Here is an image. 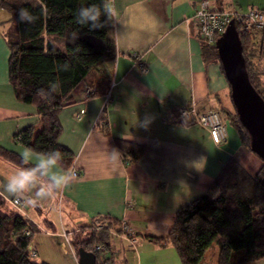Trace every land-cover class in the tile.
I'll list each match as a JSON object with an SVG mask.
<instances>
[{
  "label": "crops",
  "instance_id": "obj_1",
  "mask_svg": "<svg viewBox=\"0 0 264 264\" xmlns=\"http://www.w3.org/2000/svg\"><path fill=\"white\" fill-rule=\"evenodd\" d=\"M201 1L150 0L165 30L187 41L186 51L171 58L181 78L158 59L161 46L153 41L140 50L117 48L120 73L111 75L106 65L101 72L91 73L74 92L72 104L60 112L59 141L73 153V166L80 176L50 197L25 204L28 218L38 228L58 236L60 231L73 233L89 227L99 218L109 219L135 232L133 246L119 237L112 240L126 242L135 254L140 250L166 253L168 258L162 264H181L172 245L158 246L147 238H165L177 211L208 192L230 159L250 175L258 174L262 161L246 148L239 129L227 119L234 106L222 65L204 56L194 20ZM207 1L211 9L232 14L252 8L264 11V0ZM1 19L4 16L0 23ZM2 31L0 26V147L19 155L25 147L14 142L15 134L30 126L38 129L40 117L34 107L15 97L9 81L10 53ZM253 40L261 52L260 69L264 72V32L256 33ZM134 54L139 55L146 73L135 68ZM89 91L97 94L90 97ZM192 108L198 112L218 110L225 116L228 128L223 145H215L205 129L180 122V113ZM146 115L153 117L152 123L147 128L136 125L137 116L143 121ZM117 140L143 145L145 154L135 164L125 163L121 154L119 160H113L111 152H119ZM14 167L0 157V172ZM16 198L23 199L0 190V211H12L9 201ZM112 240L111 256L118 259L117 264L127 263V250L119 254ZM142 260L140 255L138 262L142 264Z\"/></svg>",
  "mask_w": 264,
  "mask_h": 264
},
{
  "label": "trees",
  "instance_id": "obj_2",
  "mask_svg": "<svg viewBox=\"0 0 264 264\" xmlns=\"http://www.w3.org/2000/svg\"><path fill=\"white\" fill-rule=\"evenodd\" d=\"M89 2L91 0H0V15L9 14L0 26L10 53V84L16 99L34 107L40 117L38 129L30 126L21 130L15 134L14 142L36 151L59 148L67 171L74 167L75 157L60 144V112L72 104L74 92L87 82L91 73L101 72L106 63L117 58V49L114 50L106 36L108 30L89 32L76 24L77 9ZM21 7L28 8L36 17L32 24L19 21ZM236 28L250 82L264 98V72L260 69L261 62L258 63L262 61L261 52L257 51L253 40L259 32H242L238 24ZM203 50L207 60L221 63L216 45L203 43ZM254 59H258L257 62ZM64 64L69 65L67 71L63 70ZM56 84L58 87L53 89ZM96 94L89 91L90 97ZM227 119L234 122L242 143L250 149V138L236 112L228 113ZM116 146L127 164L137 163L146 151L145 146L124 140H117ZM0 157L15 166L19 162V155L1 147ZM96 221L107 224L103 230L95 231ZM86 229L90 230L91 237L84 236ZM39 232L41 230L31 220L15 209L0 211V264H48L36 261L38 251L31 244ZM111 232L120 234L122 227L105 218L73 232L70 242L76 258L83 248L96 255L97 264H117L118 259L111 256L110 242L115 237ZM147 240L162 247L172 245L181 264H204L207 252L215 244L218 246L217 264L264 261V164L258 174L252 176L236 160L230 159L208 192L177 211L175 224L165 238L148 237ZM96 245H104V256L95 252Z\"/></svg>",
  "mask_w": 264,
  "mask_h": 264
},
{
  "label": "clouds",
  "instance_id": "obj_3",
  "mask_svg": "<svg viewBox=\"0 0 264 264\" xmlns=\"http://www.w3.org/2000/svg\"><path fill=\"white\" fill-rule=\"evenodd\" d=\"M19 21L32 24L36 17L25 7L19 8ZM75 22L80 29L89 32L108 30L106 36L116 50H140L145 45L157 42L161 47L157 57L178 77H182L174 61V54H182L188 44L184 37L165 30L161 19L154 11L150 0H91L81 5L76 12ZM80 35V34H79ZM113 76L118 75L119 62L115 59L106 63ZM68 64L63 65L67 71ZM58 84L53 85V89ZM153 117L146 115L136 125L147 128ZM113 160L121 158L120 153L111 152ZM63 153L57 147L47 151H36L25 147L19 154V162L12 171L0 172V190L11 197H22L23 202L32 205L38 200L50 197L66 188L72 176L63 166Z\"/></svg>",
  "mask_w": 264,
  "mask_h": 264
},
{
  "label": "built area",
  "instance_id": "obj_4",
  "mask_svg": "<svg viewBox=\"0 0 264 264\" xmlns=\"http://www.w3.org/2000/svg\"><path fill=\"white\" fill-rule=\"evenodd\" d=\"M194 20L198 25L202 42L208 46L216 45L217 40L223 35V33H225L232 21H235L236 24L240 25L241 31L245 33H249L252 31H264V11L252 8L244 14L221 12L211 9L210 3L207 0L201 1L200 6L194 16ZM133 59L136 62L134 64L135 68L140 70L142 73H146L147 68L140 62L139 55L134 54ZM83 113L84 111L81 112V114ZM179 120L185 127L198 126L208 131L215 145L221 146L226 142L227 126L223 116L219 111L210 110L205 112H198L194 108L186 109L180 113ZM69 172L72 178H78L80 176L79 171L75 167H72ZM9 204L19 214L29 219L23 199H13L9 201ZM106 224L107 222L96 221L93 230L101 231L105 228ZM71 234V232H66L63 234V237L65 240V246H69L74 254L70 242ZM111 234L115 237H119L125 241L130 242L132 245L135 244V240L133 238L134 230L126 224L122 226V232L120 234L116 232H111ZM95 252L100 256H104L106 254V248L104 247V245H96Z\"/></svg>",
  "mask_w": 264,
  "mask_h": 264
},
{
  "label": "water",
  "instance_id": "obj_5",
  "mask_svg": "<svg viewBox=\"0 0 264 264\" xmlns=\"http://www.w3.org/2000/svg\"><path fill=\"white\" fill-rule=\"evenodd\" d=\"M216 48L231 88V99L242 127L250 138V151L264 164V98L250 82L243 46L235 21L217 40ZM78 264H97L94 253L78 251Z\"/></svg>",
  "mask_w": 264,
  "mask_h": 264
},
{
  "label": "rangeland",
  "instance_id": "obj_6",
  "mask_svg": "<svg viewBox=\"0 0 264 264\" xmlns=\"http://www.w3.org/2000/svg\"><path fill=\"white\" fill-rule=\"evenodd\" d=\"M0 16H7L9 14L2 13ZM2 20V19H1ZM2 28V27H1ZM258 59H254V62H257ZM263 61V59H261ZM262 61L258 63L262 64ZM264 77H262L263 82ZM264 84V83H263ZM264 86V85H263ZM210 111V110H208ZM218 111V110H216ZM234 109L231 114H234ZM221 113V112H220ZM223 116V114L221 113ZM224 118V117H223ZM226 126L227 121L224 118ZM230 121V120H229ZM228 128V127H227ZM250 150L248 147H246ZM84 228V227H83ZM41 232L36 233L32 239V246L36 248L39 252V256L36 258L38 262H46L48 264H78V260H76L75 254H73L72 250L69 246H65V240L63 237L62 231H60V235L55 236L46 230V228L41 229ZM90 230L86 229L84 231L85 237H91ZM55 236V237H54ZM58 237V238H57ZM112 245L117 247L118 253L123 255L120 251L122 249H126L125 258L128 259V262L125 264H140V255L142 257V264H162L161 261L166 260L168 258L165 256L166 253L154 252V251H138L136 254L131 250V248L127 245L126 242L121 241L120 239L112 240ZM66 248V249H65ZM157 251V250H156ZM110 254V253H108ZM178 257V256H177ZM218 258V246L215 244L206 254L204 264H217ZM139 261V262H138Z\"/></svg>",
  "mask_w": 264,
  "mask_h": 264
}]
</instances>
